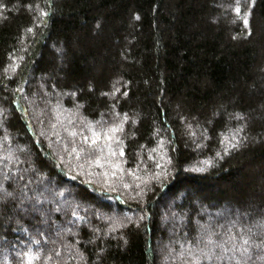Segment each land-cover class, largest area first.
Here are the masks:
<instances>
[{
    "label": "trees",
    "instance_id": "16d2710c",
    "mask_svg": "<svg viewBox=\"0 0 264 264\" xmlns=\"http://www.w3.org/2000/svg\"><path fill=\"white\" fill-rule=\"evenodd\" d=\"M2 2L7 9H0V107L6 114L0 116V171L4 164L19 169L34 162L53 183L63 181L66 194L57 197L62 211L51 213L48 223L24 217L25 230L13 231L15 223L0 229L12 242L0 244V264H21L18 253L29 249L41 257L33 264H183L187 255L178 257L176 241L195 237L197 221L227 227L236 219L233 212L248 209L242 220L252 224L251 214L264 211V0H239L241 15L250 13L251 36L232 10L237 0H51L47 23L34 34H26L36 16L27 6L44 8L46 0ZM10 53L23 60L15 73L5 74ZM116 88L114 95H103ZM124 113L130 119L123 131L104 139L102 129L119 123ZM237 113L244 119L234 118ZM180 117L193 123L195 142ZM89 125L102 138L87 151L93 160L101 155L103 168L84 154L69 155V132L78 133L79 146L82 128L91 135ZM238 127L243 143L224 154L221 141ZM218 151L223 158L207 171H190ZM12 156L29 163L17 164ZM165 157L172 166L163 190L153 183L142 202L146 218L128 223L126 217L135 221L142 213L130 199L134 191L123 184L143 186ZM105 171L117 175L104 177ZM105 179L117 190H107ZM72 209L86 221L66 232L65 213ZM180 215L186 221L190 216L187 226ZM104 217L126 226L109 232L113 221ZM92 227L100 229L95 240Z\"/></svg>",
    "mask_w": 264,
    "mask_h": 264
},
{
    "label": "snow or ice",
    "instance_id": "6c2138e0",
    "mask_svg": "<svg viewBox=\"0 0 264 264\" xmlns=\"http://www.w3.org/2000/svg\"><path fill=\"white\" fill-rule=\"evenodd\" d=\"M50 5L51 0H46L44 8L39 7V5L33 8L31 4L27 6L29 11L36 12V16L34 17V25L26 29V34H34L35 27H40L47 23V18L52 12ZM0 9H7V5L3 3L2 0H0ZM232 10L237 14V19L243 20V24L247 29L246 35L251 36L252 33L248 27L250 13L246 12L241 15L239 0H237L236 6ZM136 19H139V17L137 16ZM36 20L39 21V24L35 23ZM97 27H99V25H97ZM9 56L11 63L4 70L5 74L9 71L15 73L17 68L20 67L19 61L23 60V57H18L12 55L11 53ZM18 91L23 92L24 89L19 88ZM119 91L120 89L116 88L112 93H104L103 95H114ZM69 95L74 96L75 93H70ZM123 95L127 96V92H124ZM12 103H15V101ZM57 107H59V105ZM5 114L6 110L0 107V116H5ZM103 115L105 114H102V116ZM115 115L119 116L120 114L116 113ZM234 118L237 120L244 119L243 115L239 113L235 114ZM129 119L128 114L124 113L123 118L119 121V123H112L107 128L102 129L103 138L111 141L114 133L123 131L122 124L129 121ZM180 119L185 121L187 134L189 137L193 138L195 142L197 133L193 130V123L188 122L185 117H180ZM192 119L193 122H195V118ZM132 122L135 123V121ZM96 123L100 124L104 122L100 121ZM87 130L91 133V135H85L84 129L82 128L79 133V146H77L75 140L78 133L74 129L69 132V137L72 138V148L69 155L75 154L77 159H80L81 155L84 154V156L88 158L90 164H95L96 166L103 168L104 163L102 162L101 155H96L93 160L87 151L88 148H93L102 138L101 134L95 130L93 125H89ZM241 132H243V127H238L234 130L231 139L225 137V140L221 141V144L225 145L223 148L224 154H228L230 149H237L241 146L243 140L245 139L239 136V133ZM201 139H207V137L201 136ZM4 140L8 141L9 137L5 136ZM163 141L164 138L161 137L159 142L160 146H163ZM225 141L227 142L225 143ZM169 143H171V141H169ZM195 146L196 148H201L202 144L197 143ZM64 147L65 150H67L68 145L65 144ZM19 151L21 155H27L23 148H20ZM109 154L115 155V153L111 150ZM119 154L121 156L124 155L123 149L120 150ZM215 158L222 159L223 156L221 155V152H216L214 158H209L200 162V166H193L190 171L200 173L207 171L209 167L213 166ZM8 159L15 160V162L20 165L29 163L27 159L20 160L18 156H12ZM149 159H154V157L149 154ZM164 159L166 160L165 163L155 164V167L159 171L152 173L147 179L142 181L143 186H141V184H137L135 189H133L129 184H123L125 189H129L130 192L134 191L135 194L130 195V199L137 203L138 207L141 208L142 213L136 217L135 221H133L132 217H126L128 223L135 222L139 225V223L146 218L144 214L146 209L143 208L142 202L143 198L152 190L151 185L153 183L161 184L163 190V178L168 176V169L172 166L171 157H165ZM0 163H3V161H0ZM52 166L59 168L62 165L53 163ZM76 167L81 168L82 165L78 164ZM121 171L123 170L121 169ZM129 173H131V170H129ZM84 174L88 175L90 173ZM116 175L117 173L114 171H105L103 173L104 177H115ZM136 179H139V177H136ZM62 183L63 181L53 183L51 179L46 178V174L42 173L35 166L34 162L30 163L27 168L21 167L19 169H9L7 164H4L3 170L0 171V229L11 228L12 224L15 223L17 227L13 229V231L25 230L21 227V220L24 217L39 218L41 223H48L51 213L62 211V208L59 207L61 202L57 199V197H63L66 194L63 189H60V185ZM104 184L107 185V190L109 191L117 190L115 185L109 183L107 179L104 180ZM100 191H104V189H100ZM67 194L70 195L71 193L68 192ZM164 194L167 195V193ZM52 203H55L58 206L53 208L46 207V205ZM201 211L205 210L201 209ZM65 215L69 217L66 220L65 227L63 229L66 232L71 231V228L68 227L69 225L77 226L79 223L86 221V217L79 216L75 209L66 212ZM216 215L218 217L223 216V212H217ZM232 215L235 216L236 219L229 221L227 227L225 225H216L214 228L211 224L200 225L197 221L198 232L195 237L187 238V234H185L186 239L183 242L176 241L181 249L178 253V257L183 258L185 257V254L187 255V260L184 261L183 264H255V261L257 260L264 264V211L251 214L253 221L252 224H248L242 220L243 217L249 215L248 209H245L244 211L236 210L232 213ZM171 216L174 220L177 219L176 214L173 213ZM165 218H168L167 214ZM104 219L113 221L112 217H104ZM178 219L181 222H184L185 226H187V223H190V216L187 221L184 215H180ZM209 219H211V217ZM86 226L90 227V225ZM125 226L126 225L123 221H113L109 224L108 228L109 232H115L117 228H123ZM237 226H239L240 230L238 232L233 231V228ZM91 232L93 240H95L96 235L100 232V229L92 227ZM109 232H105L104 234L108 235ZM41 235H43V233H41ZM17 243H22V241L18 240ZM35 243L38 244L39 241L37 240ZM0 244H12V242L8 241L5 236L0 235ZM255 250H259L260 254L257 255ZM100 251H103V249H100ZM172 252H175V248L169 249V253L171 254ZM18 255H23L24 257L21 264H33L35 260H39L41 258L39 252H32L31 249L22 254L18 253ZM79 255L81 259H83V252H80ZM178 257L173 256V259H177ZM45 259H50V257H45Z\"/></svg>",
    "mask_w": 264,
    "mask_h": 264
},
{
    "label": "rangeland",
    "instance_id": "374dc122",
    "mask_svg": "<svg viewBox=\"0 0 264 264\" xmlns=\"http://www.w3.org/2000/svg\"><path fill=\"white\" fill-rule=\"evenodd\" d=\"M67 201H70V200H67ZM67 201H64V203L67 202ZM60 202H61V201H60ZM61 204H63V203L61 202Z\"/></svg>",
    "mask_w": 264,
    "mask_h": 264
}]
</instances>
